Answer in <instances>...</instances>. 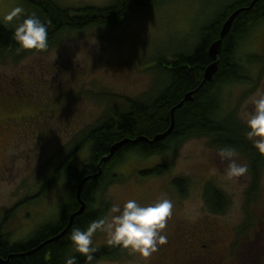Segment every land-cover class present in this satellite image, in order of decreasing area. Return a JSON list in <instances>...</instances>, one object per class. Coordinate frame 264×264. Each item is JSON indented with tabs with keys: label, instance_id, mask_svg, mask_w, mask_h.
<instances>
[{
	"label": "rangeland",
	"instance_id": "obj_1",
	"mask_svg": "<svg viewBox=\"0 0 264 264\" xmlns=\"http://www.w3.org/2000/svg\"><path fill=\"white\" fill-rule=\"evenodd\" d=\"M56 1L74 10L115 0ZM234 1L163 0L115 27L65 31L52 43L35 37L18 50L0 48V225L12 243L61 214L70 182L62 164L73 156L71 165L84 166L90 146L74 149L86 131L107 112L127 111L128 100L151 101L167 82L158 58L189 53L204 27ZM33 13L25 0H0V23L12 29ZM252 56L261 62L249 63ZM235 59L247 63L249 81L220 88L217 118L234 114L255 128L247 138L264 150V19L240 40ZM215 144L194 137L165 153H128L115 163L95 195V207L107 205L108 213L80 240L85 247L117 249L95 264H174L184 260L179 247L186 240L207 241L217 251L220 245L225 264H236L241 254L230 242L244 245V253L255 242L264 264V168L257 198L249 200L250 158ZM157 165L167 166L163 175L141 173ZM175 178L183 179L184 195ZM208 190L224 193L220 211L208 204Z\"/></svg>",
	"mask_w": 264,
	"mask_h": 264
},
{
	"label": "trees",
	"instance_id": "obj_2",
	"mask_svg": "<svg viewBox=\"0 0 264 264\" xmlns=\"http://www.w3.org/2000/svg\"><path fill=\"white\" fill-rule=\"evenodd\" d=\"M25 1L34 13L19 28L12 29L0 23L1 49H21L35 37L52 43L65 31L115 27L132 13L146 11L163 0H115L107 6H83L74 10L62 7L56 0ZM237 9L242 11L236 15L229 32L222 39L218 70L211 80H206L204 75L207 67L217 61L212 59L209 49L213 42L220 39L223 24ZM263 19L264 0H235L204 27L200 32L199 43L189 53H178L172 59L159 57L157 68L166 76L167 82L154 91L153 99L149 102L128 100L127 111L115 114L107 112L97 126L86 131L83 142L74 149L77 153L85 146H90L84 166L78 168L71 165L73 156L72 160L62 164L61 170H66L70 182L69 200L63 207L61 220L40 228L30 239L15 243L3 233L0 225V257L9 260L0 264H95L104 257H112L117 250L113 245L83 253L78 249V240L83 232L96 224L97 218L108 212L107 205L95 209V195L106 184L112 166L128 153L152 156L165 153L176 142L202 136L213 138L219 148L239 150L250 158L251 188L248 194L249 200H255L264 168V150L252 145L246 134L256 130L237 121L234 114L221 119L217 115L222 108L220 88L226 83L249 81L247 63L236 60L235 53L247 31ZM249 61L261 62L257 56H252ZM189 94L191 99L186 98ZM173 109L175 120L172 131L157 140L158 135L169 130ZM122 141L126 142L112 154V147ZM166 170V165H157L141 173L161 176ZM59 173L60 170L52 177L49 187ZM86 178L80 195L85 208L79 213L82 202L78 197V185ZM173 185L184 195L183 179L175 178ZM211 192L212 195H209V190L206 191L207 202L220 211L224 206L225 195L218 190ZM74 213L78 214L64 235L37 249L44 242L59 236ZM249 226L247 223L241 226V232Z\"/></svg>",
	"mask_w": 264,
	"mask_h": 264
},
{
	"label": "flooded vegetation",
	"instance_id": "obj_3",
	"mask_svg": "<svg viewBox=\"0 0 264 264\" xmlns=\"http://www.w3.org/2000/svg\"><path fill=\"white\" fill-rule=\"evenodd\" d=\"M68 200H69V198H68V194H67L65 204L68 202ZM95 209H101V208L95 207ZM60 213L61 214L58 216V218L55 221L45 222V223H43V225L38 227L37 230H39L42 227L54 225L57 222H59L61 220L63 209L61 210ZM107 213L108 212L106 211L105 213L102 214L101 217L97 218L95 220L96 224L93 226H99V224L104 219V215H106ZM88 231H89V228L80 235L79 240H78V249L83 253L90 252L91 250H97V249L101 248V247H97V248L85 247L82 245V243L80 242L81 236ZM34 233H33V235H34ZM33 235L31 234L30 237L27 238L26 240L30 239ZM208 242H210V241H208ZM230 245L232 247L237 245V247H235V250L238 247L241 250V254L238 256V258L236 257V259L238 260V262H236V264H263V263L257 261L258 257H259V253H260L258 244L255 245L252 242L250 245H247L248 247H245L246 253H244V251H243L244 245H242L240 243L235 244L234 242H230ZM103 247H105V246H103ZM106 247H108V246H106ZM176 247H178V246H175L174 248H176ZM213 247L214 246H211L210 244L207 243V241H204V240H198V241L186 240V241H183L180 244L179 249L181 250V252H179V253H182L181 256L183 255V256H185V258L183 261H177L176 260V263H174V264H225L224 259H223L224 256L218 255V253H220V251H219L220 245L218 246V251H217L216 247L215 248H213ZM220 248H222V247H220ZM174 253H175V251L173 250L172 254L174 255ZM172 258L173 257L169 258V260H171ZM241 259H243V263H242ZM226 264H229V263H226ZM231 264H234V263L231 262Z\"/></svg>",
	"mask_w": 264,
	"mask_h": 264
},
{
	"label": "water",
	"instance_id": "obj_4",
	"mask_svg": "<svg viewBox=\"0 0 264 264\" xmlns=\"http://www.w3.org/2000/svg\"><path fill=\"white\" fill-rule=\"evenodd\" d=\"M242 11V9H237L236 11H234L231 16L226 20V22L223 24V27H222V30H221V34H220V39L213 42L210 49H209V54L210 56L212 57V59L214 60H217L215 62H213L212 64H210L206 71H205V79L206 80H211L213 75L216 73V71L218 70V56H219V52H220V48H221V43H222V39L227 35V33L229 32L230 28H231V25H232V22L234 20V18L236 17V15L238 13H240ZM187 99H191V94L187 95L186 96ZM174 120H175V114H174V109L172 110V124L169 128V130L163 134V135H158L156 137L157 140H161L163 139L167 134H169L172 129H173V125H174ZM128 141V140H127ZM126 141H122V142H119L117 143L115 146L112 147V154H114V152L122 145L124 144ZM87 180L84 179L79 185H78V197L79 199L81 200L80 198V195H81V189H82V185L83 183ZM82 202V207L81 209L79 210V213H81L84 208H85V203L81 200ZM78 213H74L71 218H70V221H69V224L68 226L65 228V230L57 237L49 240V241H46L44 242L43 244H41L37 249L39 248H42L44 245H46L48 242H51L53 240H56L58 239L59 237H61L62 235H64L70 228V226L72 225L73 223V219L75 218V216L77 215ZM9 260H3L1 257H0V262L2 263H7Z\"/></svg>",
	"mask_w": 264,
	"mask_h": 264
}]
</instances>
